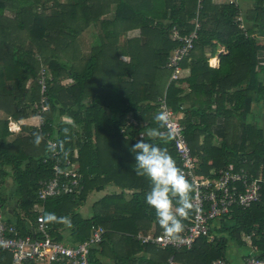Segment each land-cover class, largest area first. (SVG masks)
<instances>
[{"label": "trees", "instance_id": "16d2710c", "mask_svg": "<svg viewBox=\"0 0 264 264\" xmlns=\"http://www.w3.org/2000/svg\"><path fill=\"white\" fill-rule=\"evenodd\" d=\"M250 1L241 10L213 0H204L200 8L198 0H0V110L5 115L0 118V203L9 221L22 234L30 233L36 206H43L51 235L72 244L88 239L93 227H103V240L89 253L91 264H161L171 256L174 264H212L219 258L233 264L228 256L233 249L243 264L251 257L263 258L264 128L251 117L264 102V0ZM197 11L201 29L182 62L190 75L169 83L166 64L181 45L172 39V29L190 32ZM240 14L246 30L237 22ZM219 44L226 52L219 66L212 67L209 60ZM42 67L49 72L48 122L24 125L14 133L8 117L35 115ZM164 94L169 107L183 113L180 122L198 173L216 177L232 165L263 179L259 201L246 208L233 206L190 249H162L136 238L154 224L162 232L144 200L149 181L134 172L129 148L144 128L155 126L157 98ZM131 117L141 124H129ZM161 130L165 135L155 142L167 148L180 168L175 143L164 125ZM36 132L41 134L39 145L33 143ZM49 139L77 162L84 184L80 195L38 198L40 180L53 174V159L44 162L50 156ZM9 177L18 197L13 212ZM108 186L119 190L97 200L89 217L76 212L90 193ZM192 215L190 209L184 226ZM0 264H14L12 253L3 250Z\"/></svg>", "mask_w": 264, "mask_h": 264}, {"label": "built area", "instance_id": "2783aa9c", "mask_svg": "<svg viewBox=\"0 0 264 264\" xmlns=\"http://www.w3.org/2000/svg\"><path fill=\"white\" fill-rule=\"evenodd\" d=\"M204 0H198V7L202 6ZM221 3L224 0H214ZM229 3H236L230 0ZM236 5H238L236 3ZM197 16L194 18V26L190 32L181 33L177 27L172 29V39L178 40L181 45L175 48L170 54L166 67L171 71L169 83L180 79L182 76V62L190 55L194 48L195 40L198 38L201 29V22ZM237 22L243 30H246L244 18L240 14ZM49 72L46 67L40 71L39 83L41 85L40 100L34 103L35 117L39 127L44 126L48 119L46 113L50 110L47 104L48 96L45 94L47 89L46 80ZM159 110L165 114L164 127L171 130V140L174 141L177 152L181 158V169L185 176L193 185V215L190 223L184 226V230L179 239H170L164 236L163 232H156L154 224L147 233L139 232L136 235L137 240L142 243L155 244L158 247L174 248L180 250L190 249L194 242L200 236L209 234L210 226L217 219L230 211L233 206L242 208L249 207L261 199L262 176L251 177L249 172L242 168L235 170L233 166L222 168L217 172L216 177H210L197 172L198 160L192 154L191 147L185 136L184 125L180 122L181 117L175 113L167 103L166 94L158 97ZM129 124L139 125L141 122L131 117ZM21 127L17 126L16 121L9 122V129L18 131ZM122 131H125L122 129ZM49 157L44 159L48 162L50 157L52 161V176L41 179L38 188V198L46 200L50 197H57L67 194L80 195L84 184L82 174L78 170L77 162L69 157V150L62 152L57 140H48ZM77 157V150L73 151ZM63 155L67 157L63 160ZM37 217L36 226L30 233L22 234L16 227L15 222H10L6 214V208L0 203V256L3 250L12 253L14 264H24L28 261H35L38 264H52L55 262H65L66 264H91L89 253L91 248L101 242L106 233V229L101 226L92 228L91 235L85 241L77 244L57 240L50 233V226L44 217V207L36 206ZM31 225V222L28 223ZM213 240V235L210 236ZM161 264H174V256H171L167 262ZM212 264H226L224 258L216 259ZM248 264H264L263 258L251 257Z\"/></svg>", "mask_w": 264, "mask_h": 264}, {"label": "clouds", "instance_id": "9594fccd", "mask_svg": "<svg viewBox=\"0 0 264 264\" xmlns=\"http://www.w3.org/2000/svg\"><path fill=\"white\" fill-rule=\"evenodd\" d=\"M155 126L144 128L138 139L129 148L134 156L132 165L138 176L146 177L149 190L144 195L145 203L154 210L155 221L161 227L165 237L179 239L184 230L183 220L192 209L191 194L193 185L183 170L176 164L167 148L155 141L165 135L162 126L165 114L158 112L153 117ZM171 137L172 131L167 130ZM41 134H33V143L39 145ZM54 214H48L49 219Z\"/></svg>", "mask_w": 264, "mask_h": 264}, {"label": "rangeland", "instance_id": "374dc122", "mask_svg": "<svg viewBox=\"0 0 264 264\" xmlns=\"http://www.w3.org/2000/svg\"><path fill=\"white\" fill-rule=\"evenodd\" d=\"M39 1V0H38ZM241 0H239L240 2ZM242 7L245 8L247 7L245 5V1L242 0ZM262 80L264 81V73L261 74ZM32 118H35L36 123H37V118L33 115L31 116ZM66 119V118H65ZM251 119L257 123L260 127L264 128V102H260L259 104H257V106L255 107V112L254 115L251 117ZM34 120V119H33ZM8 171H9V175L11 176L13 171L11 169V167H8ZM7 185H8V195L10 197V210L13 212L14 209V205L17 203V193H16V185L13 181L12 177H9V179L7 180ZM110 189H112L109 186ZM100 196V194L97 193H92L90 194L87 199L82 202L79 207L76 209V212L80 213L82 216L87 215L88 213H91V207L92 205L99 199L98 197ZM38 206V205H37ZM6 214L9 215L8 211L6 210ZM66 237L69 239V234H66ZM231 254V263L233 264H243L242 262V257L241 254L237 251L231 250L230 251Z\"/></svg>", "mask_w": 264, "mask_h": 264}, {"label": "crops", "instance_id": "0c3cea01", "mask_svg": "<svg viewBox=\"0 0 264 264\" xmlns=\"http://www.w3.org/2000/svg\"><path fill=\"white\" fill-rule=\"evenodd\" d=\"M39 1H41V0H39ZM65 1V0H64ZM214 1V0H213ZM229 1L230 0H224L223 2H221V3H218V4H223V3H229ZM233 1H235L237 4H238V6H240V8H241V10H242V3H243V1L241 0L240 2H239V0H233ZM245 1V5L248 7V6H250L251 5V1L250 0H244ZM215 3H217L216 1H214ZM236 3H233V4H235L236 5ZM232 4V3H231ZM237 6V5H236ZM8 14H10L9 12H7ZM226 51H225V49H224V47L221 45V44H219L218 45V48H217V51H216V53L210 58V60H209V64H210V66H212V67H218L219 66V63H220V55L222 54V53H225ZM182 74H181V76H182V78H186V77H188L189 75H190V68H188V67H182ZM184 86H186V84H184ZM179 114V116L182 118L183 117V113H178ZM5 117V115H4V112L3 111H1L0 110V118H4ZM34 119V120H33ZM8 120H9V122L11 121V120H14V121H16V123H17V126H20L21 128L18 130V131H12V132H14V133H17V132H19L21 129H22V127L24 126V125H29V126H31V125H35L36 124V120H35V118H32V117H29V118H25V119H21V120H15L14 118H12V117H8ZM141 133V132H140ZM139 137H140V134H139ZM141 138V137H140ZM112 189H110L109 188V186L105 189V190H102V191H100V192H92V193H97V194H100V196L98 197L99 199L101 198V197H103L104 195H106V194H109V193H112L113 191H117V190H119V189H116L114 186H110ZM92 193H90V194H92ZM17 197V196H16ZM18 198V197H17ZM16 198V199H17ZM98 199V200H99ZM91 215V213L89 214H87V215H84V217L86 218V217H89ZM9 215H7V217H8ZM234 250V249H233ZM229 251V250H228ZM231 251V250H230ZM230 251L228 252V256H231V254H230ZM234 251H237L238 252V255H239V251L236 249V250H234ZM230 260H231V257H230Z\"/></svg>", "mask_w": 264, "mask_h": 264}]
</instances>
